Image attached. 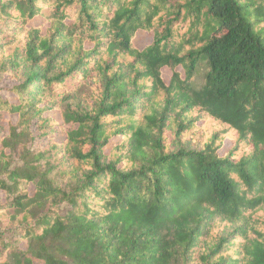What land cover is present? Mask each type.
Masks as SVG:
<instances>
[{
    "label": "trees",
    "instance_id": "obj_1",
    "mask_svg": "<svg viewBox=\"0 0 264 264\" xmlns=\"http://www.w3.org/2000/svg\"><path fill=\"white\" fill-rule=\"evenodd\" d=\"M0 76V264H264V0H0Z\"/></svg>",
    "mask_w": 264,
    "mask_h": 264
},
{
    "label": "rangeland",
    "instance_id": "obj_2",
    "mask_svg": "<svg viewBox=\"0 0 264 264\" xmlns=\"http://www.w3.org/2000/svg\"><path fill=\"white\" fill-rule=\"evenodd\" d=\"M33 24L40 26L41 31L44 32L46 27L48 26L47 23H45V20L42 16H38L36 18H33ZM149 35V39H146V36ZM135 45L139 48H142L144 45L148 44L151 41V34H144V33H138L135 39L133 40ZM193 81H199L200 77H197L196 75L193 76ZM13 81L9 80L5 76H0V95L9 101L13 102L15 101V96L13 91L11 90ZM76 101H73L72 103H75ZM50 115L53 118H58L57 113L55 112H47L44 113V116ZM16 122V115H10L7 113H2L0 118V134L6 135L8 132V125L9 123H15ZM70 128L69 125L59 126L56 125L54 127V132L52 135V141L54 142H61L64 138V131L68 130ZM31 131L33 132V135L35 136V140L32 142V146L35 144H39L41 146L46 145L49 140L46 138H39L38 133L35 129V125L31 126ZM228 148V143H225L224 147L219 150V153H222ZM104 151L108 153L109 147H105ZM32 185L28 186V191L32 192ZM0 202H2V194L0 192ZM23 246V245H22Z\"/></svg>",
    "mask_w": 264,
    "mask_h": 264
}]
</instances>
